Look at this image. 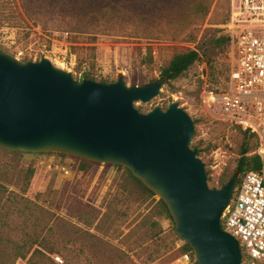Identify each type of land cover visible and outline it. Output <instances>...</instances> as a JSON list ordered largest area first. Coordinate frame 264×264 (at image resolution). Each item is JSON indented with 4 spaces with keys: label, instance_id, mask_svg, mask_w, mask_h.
I'll return each instance as SVG.
<instances>
[{
    "label": "rangeland",
    "instance_id": "374dc122",
    "mask_svg": "<svg viewBox=\"0 0 264 264\" xmlns=\"http://www.w3.org/2000/svg\"><path fill=\"white\" fill-rule=\"evenodd\" d=\"M194 1L0 0V47L21 61L48 58L77 80L93 56L96 81L123 76L128 85H141L161 77L160 70L174 54L194 49L215 29L225 33L231 16L261 4L214 0L200 23ZM227 12L229 19L219 23ZM215 52L212 68L200 60L179 78L165 81L151 101L135 103L147 112L177 101L196 120L191 147L197 146L210 187H220L235 170L242 143L239 128L215 119L203 101L206 85L214 90L224 86L225 55L223 49ZM206 67L213 71L212 78L206 76ZM51 158L63 161L72 172L66 177L39 165ZM156 201L124 167L97 163L81 171L72 156L0 148V264L9 260L16 244L28 246L35 239L54 242L61 253L53 255L61 260L83 251L75 264H86L92 252L98 256L96 264H190V256L188 262L181 258L184 241L174 232L173 221L158 214ZM88 208L95 212L90 223ZM146 216L159 221L160 239L151 241L145 234L141 221ZM91 233L97 237L90 238ZM119 250L127 257L121 258ZM15 264L27 263L18 259Z\"/></svg>",
    "mask_w": 264,
    "mask_h": 264
},
{
    "label": "water",
    "instance_id": "95a60500",
    "mask_svg": "<svg viewBox=\"0 0 264 264\" xmlns=\"http://www.w3.org/2000/svg\"><path fill=\"white\" fill-rule=\"evenodd\" d=\"M165 81L77 80L48 58L21 61L0 47V148L124 166L165 203L197 264H242L237 239L221 226L239 170L210 187L191 148L195 121L179 103L147 112L135 106L155 98Z\"/></svg>",
    "mask_w": 264,
    "mask_h": 264
},
{
    "label": "built area",
    "instance_id": "2783aa9c",
    "mask_svg": "<svg viewBox=\"0 0 264 264\" xmlns=\"http://www.w3.org/2000/svg\"><path fill=\"white\" fill-rule=\"evenodd\" d=\"M231 16L227 27L228 79L219 90L203 88V101L222 123L239 126L258 139L259 171L246 172L222 214V229L241 244L245 264L264 263V0ZM241 9V7H240ZM204 73L200 76L204 79ZM207 76V75H206ZM45 170L68 176L71 169L59 159L40 160ZM56 262L60 257L52 255ZM188 262V254L181 257ZM243 263V261H242Z\"/></svg>",
    "mask_w": 264,
    "mask_h": 264
},
{
    "label": "trees",
    "instance_id": "16d2710c",
    "mask_svg": "<svg viewBox=\"0 0 264 264\" xmlns=\"http://www.w3.org/2000/svg\"><path fill=\"white\" fill-rule=\"evenodd\" d=\"M214 0H197L194 1L192 4V9L196 12V15L198 16V21L201 23L205 20L209 10L210 6L213 3ZM229 19V12H227L224 16V18L219 23H225ZM229 37L227 34V29H225V33L222 32L221 29H215L213 30V34L209 38L203 37L201 42H199L194 49L188 50L186 52L177 53L174 54L166 66H164L161 70L159 75L165 76L166 81L169 82L171 80H175L179 78L184 71L189 69L192 65H194L196 62L200 60H204L208 68L213 67V62L215 61V54L217 49H223L224 55H225V66L223 69V82L224 86L228 79V63H227V45H228ZM91 49L93 50L94 47L92 46ZM148 60L146 61V64H150L152 62L151 58V52L148 51L146 54ZM92 64H90V67L84 72L82 78H87L89 80H97V74L93 69V56H92ZM207 76L211 77L212 72L207 70L206 67ZM212 78V77H211ZM81 80V79H78ZM155 79H150L149 82L154 81ZM101 81V80H100ZM105 83H112L113 81H102ZM144 84V83H142ZM223 86V87H224ZM196 123V120H194ZM239 128L241 134H242V143L240 146V157L237 160L236 168L235 170L224 180H222L220 186L225 184L228 179L232 176V174L236 171V169L239 170V177L236 182V186L240 184L242 176L249 171H259L261 169V162L260 158L256 153L249 154V152L253 149H256L258 146V139L257 136L254 133H251L247 130H241L239 126H236ZM191 148L196 149L197 146L193 145ZM199 153V152H198ZM79 160V170L86 171L89 169V167L93 164H97L94 162H90L84 159L76 158ZM111 165V164H107ZM118 167H124L121 165H117ZM125 168V167H124ZM127 169V168H126ZM127 172L131 179H133L135 182H137L143 190L148 193L150 196L156 197V207L158 214L162 216L163 214L167 215L171 221H173L171 215L169 214V211L167 209V206L165 203L156 196L152 191H150L138 178H135L131 171L127 169ZM207 172V171H206ZM208 180H209V174ZM88 212V222L93 221L90 216H94V210L92 208H88L85 210ZM82 219L81 216L78 217V220ZM92 219V220H91ZM96 219V218H95ZM81 221V220H80ZM174 223V222H173ZM141 225L145 227V234L147 237L151 240H157L160 239L161 234V226L159 224V221L152 217H144L141 221ZM97 227V224L95 225ZM90 238L97 237L94 234H89ZM91 245V244H90ZM36 246V247H34ZM14 251L12 252L11 256L9 257V260L3 264H15V262L18 259L26 260L27 264H57L52 255L53 254H59L61 253V250L58 248V246L51 241H39L37 239L33 240L30 245L26 246L25 243L16 244ZM93 248V247H92ZM95 249V247H94ZM80 253H83V251L78 252H70L68 255L63 256V260L61 264H75L77 263V260H79ZM181 253L182 254H188L190 256V264H197L194 258V254L192 249L190 248L189 244L187 242H183V245L181 246ZM119 255L121 258H126V252L124 250H119ZM110 257V256H108ZM244 258V257H243ZM98 263V256L95 254V252L90 253L86 258V264H96ZM115 263V261H114ZM104 264V262H103ZM106 264V263H105ZM257 264H264V263H257Z\"/></svg>",
    "mask_w": 264,
    "mask_h": 264
},
{
    "label": "bare ground",
    "instance_id": "6f19581e",
    "mask_svg": "<svg viewBox=\"0 0 264 264\" xmlns=\"http://www.w3.org/2000/svg\"><path fill=\"white\" fill-rule=\"evenodd\" d=\"M60 65V64H59Z\"/></svg>",
    "mask_w": 264,
    "mask_h": 264
}]
</instances>
